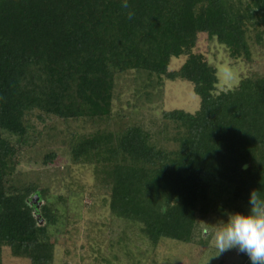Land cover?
<instances>
[{
  "label": "trees",
  "instance_id": "trees-1",
  "mask_svg": "<svg viewBox=\"0 0 264 264\" xmlns=\"http://www.w3.org/2000/svg\"><path fill=\"white\" fill-rule=\"evenodd\" d=\"M128 3L0 0V264L5 248L29 264L54 261L46 190L13 180L39 138L33 120L90 128L68 143L71 163L92 167L110 215L153 247L168 240L210 248L232 214L248 213L251 192L264 198V75L217 93V70L196 51L204 35L251 64L253 46L264 45V0ZM179 58L181 67L169 70ZM127 72L146 73L154 88L191 84L198 110L163 111L156 133L113 127L115 78ZM56 158L50 152L42 165ZM235 253L250 264L235 248L221 259Z\"/></svg>",
  "mask_w": 264,
  "mask_h": 264
},
{
  "label": "rangeland",
  "instance_id": "rangeland-1",
  "mask_svg": "<svg viewBox=\"0 0 264 264\" xmlns=\"http://www.w3.org/2000/svg\"><path fill=\"white\" fill-rule=\"evenodd\" d=\"M196 51L217 70V93L234 89L241 79L253 73L264 75V45L253 46L251 64L230 59L224 47L204 35L199 36ZM184 59H172L169 70H178ZM145 75L127 72L116 76L112 109L115 116L111 124H141L156 133L161 130L163 111L198 110L200 100L191 84L163 81L162 86L154 88L147 85ZM33 124L39 138L24 150L13 180L35 184L47 192L42 204L52 206L56 216V225L49 229L55 244L53 264H219L221 260L224 264L241 263L238 253L223 259L222 255L214 257V239L207 249L168 240L153 247L129 223L110 215L107 197L95 186L92 167L71 163L68 143L89 133L90 128L78 121L64 123L55 119L45 123L33 120ZM50 152L57 153L56 160L42 165L43 157ZM2 258L3 264H29L11 257L7 248L2 250Z\"/></svg>",
  "mask_w": 264,
  "mask_h": 264
},
{
  "label": "clouds",
  "instance_id": "clouds-1",
  "mask_svg": "<svg viewBox=\"0 0 264 264\" xmlns=\"http://www.w3.org/2000/svg\"><path fill=\"white\" fill-rule=\"evenodd\" d=\"M122 7L129 9L128 0H122ZM127 16L132 19L133 12L129 10ZM248 204L247 214H232L225 226L215 234L217 253L214 257L235 248L247 255L250 264H264V198L253 191Z\"/></svg>",
  "mask_w": 264,
  "mask_h": 264
},
{
  "label": "water",
  "instance_id": "water-1",
  "mask_svg": "<svg viewBox=\"0 0 264 264\" xmlns=\"http://www.w3.org/2000/svg\"><path fill=\"white\" fill-rule=\"evenodd\" d=\"M34 200L36 199V197L33 198Z\"/></svg>",
  "mask_w": 264,
  "mask_h": 264
}]
</instances>
